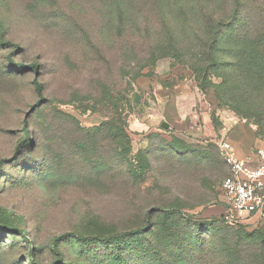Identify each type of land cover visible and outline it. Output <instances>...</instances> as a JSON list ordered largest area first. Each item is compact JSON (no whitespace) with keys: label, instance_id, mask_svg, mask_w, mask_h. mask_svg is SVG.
Masks as SVG:
<instances>
[{"label":"rangeland","instance_id":"1","mask_svg":"<svg viewBox=\"0 0 264 264\" xmlns=\"http://www.w3.org/2000/svg\"><path fill=\"white\" fill-rule=\"evenodd\" d=\"M172 11L161 0H0V264H190L208 223L264 231V217L226 218L218 146L242 142L254 156L262 102L231 67L197 80L192 60L170 54ZM180 40L184 55L197 43ZM151 52L169 54L145 66Z\"/></svg>","mask_w":264,"mask_h":264},{"label":"trees","instance_id":"2","mask_svg":"<svg viewBox=\"0 0 264 264\" xmlns=\"http://www.w3.org/2000/svg\"><path fill=\"white\" fill-rule=\"evenodd\" d=\"M161 1L170 5L173 10V24L176 31L172 38L176 46H169L171 49L169 52H173L170 54H175L177 57L186 56L189 62L192 60L190 67L197 80H209L210 72L221 78L229 76L230 70L226 67H231L232 74L246 81L260 99L262 104L258 113L264 115V0ZM224 9H227V12ZM188 24L191 25L189 28L192 30L186 31L182 27ZM183 37L192 38L197 42L185 48L187 55L177 48L184 44L180 40ZM219 43L223 45L221 53L224 57L216 60L215 49ZM153 52L146 59L145 66H152L158 58L169 54L154 55ZM11 64L16 69L37 71L36 64L25 65L17 62ZM220 69L224 70L223 74L219 73ZM140 74V71L136 72L135 77ZM32 82L40 93L41 85L36 75ZM260 94H263L262 97ZM112 100L118 104V98H108L109 102ZM115 117L116 114L111 113V116L102 124L108 132L116 129ZM24 134L29 136V129L24 128ZM165 211L167 210L157 207L155 212L164 213ZM153 212H148L149 219L152 218ZM169 212L171 215L177 214L175 211ZM206 231L209 232L207 237L196 234L202 237V240L198 243L193 239V243H190L188 250L190 264H264V231L261 229L247 231L233 228L228 223L222 222L215 228L208 223ZM138 234L140 231L134 230L121 235L136 236ZM28 256L33 264H37L33 255Z\"/></svg>","mask_w":264,"mask_h":264},{"label":"built area","instance_id":"3","mask_svg":"<svg viewBox=\"0 0 264 264\" xmlns=\"http://www.w3.org/2000/svg\"><path fill=\"white\" fill-rule=\"evenodd\" d=\"M218 146L229 171L220 184L232 212H227L226 218L230 220L234 215L264 217V137L252 160L238 158L233 144L226 138H222Z\"/></svg>","mask_w":264,"mask_h":264},{"label":"crops","instance_id":"4","mask_svg":"<svg viewBox=\"0 0 264 264\" xmlns=\"http://www.w3.org/2000/svg\"><path fill=\"white\" fill-rule=\"evenodd\" d=\"M260 145H261V142H260ZM240 148H242V149H240V150H235V154H236V156L238 157V158H240V159H247V160H252L253 158H254V156H251V157H247L249 154V150H247V147L246 146H244V143L242 144V142H241V147ZM248 154V155H247Z\"/></svg>","mask_w":264,"mask_h":264},{"label":"water","instance_id":"5","mask_svg":"<svg viewBox=\"0 0 264 264\" xmlns=\"http://www.w3.org/2000/svg\"><path fill=\"white\" fill-rule=\"evenodd\" d=\"M162 127H164V128H167L168 127V123H166V122H162Z\"/></svg>","mask_w":264,"mask_h":264}]
</instances>
